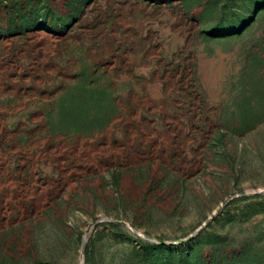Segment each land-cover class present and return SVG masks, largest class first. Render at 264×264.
Returning <instances> with one entry per match:
<instances>
[{"label": "rangeland", "instance_id": "rangeland-1", "mask_svg": "<svg viewBox=\"0 0 264 264\" xmlns=\"http://www.w3.org/2000/svg\"><path fill=\"white\" fill-rule=\"evenodd\" d=\"M0 264H264V0H0Z\"/></svg>", "mask_w": 264, "mask_h": 264}, {"label": "water", "instance_id": "water-1", "mask_svg": "<svg viewBox=\"0 0 264 264\" xmlns=\"http://www.w3.org/2000/svg\"><path fill=\"white\" fill-rule=\"evenodd\" d=\"M104 222V220H100L98 223H103ZM95 225V224H94Z\"/></svg>", "mask_w": 264, "mask_h": 264}]
</instances>
